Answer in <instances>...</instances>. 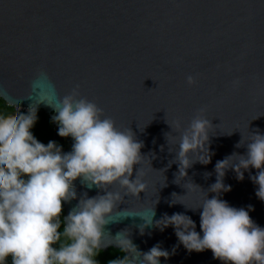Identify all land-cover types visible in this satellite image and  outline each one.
Returning <instances> with one entry per match:
<instances>
[{
    "label": "water",
    "instance_id": "95a60500",
    "mask_svg": "<svg viewBox=\"0 0 264 264\" xmlns=\"http://www.w3.org/2000/svg\"><path fill=\"white\" fill-rule=\"evenodd\" d=\"M77 85L118 128H131L145 156L136 167L147 188L114 208L102 250L120 249L114 237L126 230L141 252L157 244L167 250L160 264H221L210 250L188 252L172 226L154 225L181 213L202 235L199 207L215 195L208 189L217 161L245 154L239 141L246 144L257 130L264 134V0H0V97L14 107L44 110L53 121L54 107ZM201 108L214 126L211 161L177 176L180 134L169 124L179 120L186 128ZM68 140L65 153L74 143ZM251 175L255 169L239 181L226 170L231 191L220 199L248 210L264 228V201ZM74 187L77 198L63 204L64 220L80 198L104 194L79 179ZM153 209V226L141 235L139 216L150 218Z\"/></svg>",
    "mask_w": 264,
    "mask_h": 264
},
{
    "label": "clouds",
    "instance_id": "9594fccd",
    "mask_svg": "<svg viewBox=\"0 0 264 264\" xmlns=\"http://www.w3.org/2000/svg\"><path fill=\"white\" fill-rule=\"evenodd\" d=\"M186 81L195 83L191 75ZM54 109L58 135L74 141L68 153L54 141L45 145L34 137L36 107H29L27 114L0 115V264H6L9 257L12 264H99L95 257L107 246L102 243L104 229L112 222L114 208L125 196L140 198L147 188L136 167L145 157L143 144L130 127L118 128L102 108L80 95L78 85ZM204 112L199 109L183 129L179 120L167 122L180 134L173 161L178 164L177 176L187 177V170L196 162L207 165L211 161L209 133L214 126ZM236 147H246L245 154L233 153L215 165L216 182L208 189L215 195H207L199 207L202 235L191 217L181 213L165 215L154 226L161 231L172 226L188 252L210 250L221 264H264V228L252 220L248 210L220 199L221 193L231 191L224 183L226 170L232 169L243 181L244 172L255 169L256 175L250 179L258 186L256 196L264 201V134L257 130L246 144L241 139ZM77 179L104 194L79 199L64 220L63 236L70 243L57 249L63 204L77 198ZM113 186L119 190L111 191ZM154 216V209L150 218L139 216L145 221L139 226L141 235L153 226ZM125 232L117 233L114 240L128 255L108 264H160L161 258H169L170 253L159 244L147 252L139 251Z\"/></svg>",
    "mask_w": 264,
    "mask_h": 264
},
{
    "label": "trees",
    "instance_id": "16d2710c",
    "mask_svg": "<svg viewBox=\"0 0 264 264\" xmlns=\"http://www.w3.org/2000/svg\"><path fill=\"white\" fill-rule=\"evenodd\" d=\"M20 112L23 114H27V112L25 111H18L16 107L9 105L0 97V115H19ZM31 131L34 137L39 142L46 145L49 141H54L58 146L61 147L62 152L64 153L70 147L68 137L64 138L58 135L57 126L53 123L50 116L44 110H37V122L31 129ZM64 214L65 210L63 206V212L60 217L61 228L59 230L61 232V239L54 245V247H56L57 249H59L60 245L63 243H70V241H68L67 238L63 236ZM126 255L127 254L121 249L109 248L107 251H99V254L95 257V259L99 261V264H108V261ZM6 264H12L10 257L6 261Z\"/></svg>",
    "mask_w": 264,
    "mask_h": 264
},
{
    "label": "built area",
    "instance_id": "2783aa9c",
    "mask_svg": "<svg viewBox=\"0 0 264 264\" xmlns=\"http://www.w3.org/2000/svg\"><path fill=\"white\" fill-rule=\"evenodd\" d=\"M16 109H17L18 111H25V112H28V109H29V108L16 107Z\"/></svg>",
    "mask_w": 264,
    "mask_h": 264
}]
</instances>
